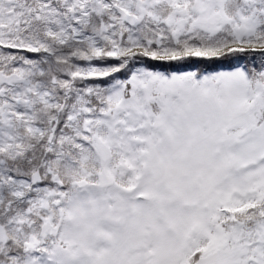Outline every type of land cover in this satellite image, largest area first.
Wrapping results in <instances>:
<instances>
[{"label":"snow or ice","instance_id":"6c2138e0","mask_svg":"<svg viewBox=\"0 0 264 264\" xmlns=\"http://www.w3.org/2000/svg\"><path fill=\"white\" fill-rule=\"evenodd\" d=\"M0 264H264V0H0Z\"/></svg>","mask_w":264,"mask_h":264}]
</instances>
